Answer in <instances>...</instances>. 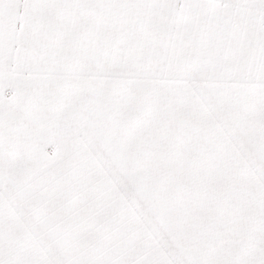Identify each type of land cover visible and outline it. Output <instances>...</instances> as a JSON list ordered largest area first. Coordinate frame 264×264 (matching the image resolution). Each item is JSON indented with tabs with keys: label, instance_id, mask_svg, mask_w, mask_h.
Returning <instances> with one entry per match:
<instances>
[{
	"label": "snow or ice",
	"instance_id": "1",
	"mask_svg": "<svg viewBox=\"0 0 264 264\" xmlns=\"http://www.w3.org/2000/svg\"><path fill=\"white\" fill-rule=\"evenodd\" d=\"M0 264H264V0H0Z\"/></svg>",
	"mask_w": 264,
	"mask_h": 264
}]
</instances>
